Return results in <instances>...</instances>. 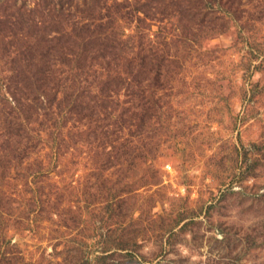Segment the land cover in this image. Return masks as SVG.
Listing matches in <instances>:
<instances>
[{
	"label": "rangeland",
	"instance_id": "374dc122",
	"mask_svg": "<svg viewBox=\"0 0 264 264\" xmlns=\"http://www.w3.org/2000/svg\"><path fill=\"white\" fill-rule=\"evenodd\" d=\"M0 264H264V0H0Z\"/></svg>",
	"mask_w": 264,
	"mask_h": 264
}]
</instances>
